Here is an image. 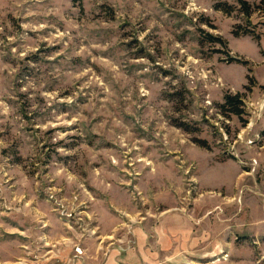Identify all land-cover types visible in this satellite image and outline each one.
Returning <instances> with one entry per match:
<instances>
[{"label":"rangeland","instance_id":"rangeland-1","mask_svg":"<svg viewBox=\"0 0 264 264\" xmlns=\"http://www.w3.org/2000/svg\"><path fill=\"white\" fill-rule=\"evenodd\" d=\"M246 1L0 0V264H264Z\"/></svg>","mask_w":264,"mask_h":264},{"label":"trees","instance_id":"trees-1","mask_svg":"<svg viewBox=\"0 0 264 264\" xmlns=\"http://www.w3.org/2000/svg\"><path fill=\"white\" fill-rule=\"evenodd\" d=\"M242 9L245 10L246 13L249 12V4L246 0H237ZM261 5L264 4V0H259ZM240 100L236 99V96L226 95L224 97V103L221 105L222 108L228 107L231 112L238 114L240 113L239 110Z\"/></svg>","mask_w":264,"mask_h":264}]
</instances>
